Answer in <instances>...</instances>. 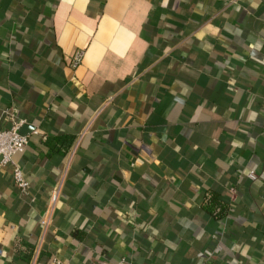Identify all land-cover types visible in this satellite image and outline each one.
Segmentation results:
<instances>
[{"label":"crops","instance_id":"obj_1","mask_svg":"<svg viewBox=\"0 0 264 264\" xmlns=\"http://www.w3.org/2000/svg\"><path fill=\"white\" fill-rule=\"evenodd\" d=\"M6 110L0 264H264V0H0Z\"/></svg>","mask_w":264,"mask_h":264},{"label":"built area","instance_id":"obj_2","mask_svg":"<svg viewBox=\"0 0 264 264\" xmlns=\"http://www.w3.org/2000/svg\"><path fill=\"white\" fill-rule=\"evenodd\" d=\"M82 57L83 52L81 50H76L70 58V67L76 68L81 62ZM5 116L8 119L10 126L7 129L0 128V166H9L11 168V176L14 186L19 191L20 195L28 197L29 182L24 177L21 167L13 160L14 156L17 153L22 152L28 143L27 135L20 133V129L25 124V121L17 119L12 110H6ZM248 178L255 180L256 174L251 172L248 175ZM58 194L59 190L54 189L49 195L46 208L40 220V225L43 230L47 229L51 224L52 215L58 200Z\"/></svg>","mask_w":264,"mask_h":264},{"label":"trees","instance_id":"obj_3","mask_svg":"<svg viewBox=\"0 0 264 264\" xmlns=\"http://www.w3.org/2000/svg\"><path fill=\"white\" fill-rule=\"evenodd\" d=\"M201 209L213 219L221 220L227 217L229 213V204L223 202L218 193L207 191Z\"/></svg>","mask_w":264,"mask_h":264},{"label":"water","instance_id":"obj_4","mask_svg":"<svg viewBox=\"0 0 264 264\" xmlns=\"http://www.w3.org/2000/svg\"><path fill=\"white\" fill-rule=\"evenodd\" d=\"M21 134H23L21 131H20Z\"/></svg>","mask_w":264,"mask_h":264}]
</instances>
